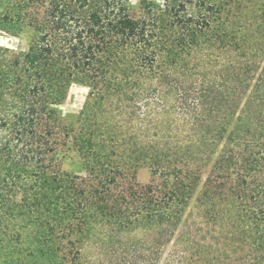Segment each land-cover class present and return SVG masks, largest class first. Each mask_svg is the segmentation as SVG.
Wrapping results in <instances>:
<instances>
[{"label":"trees","instance_id":"trees-1","mask_svg":"<svg viewBox=\"0 0 264 264\" xmlns=\"http://www.w3.org/2000/svg\"><path fill=\"white\" fill-rule=\"evenodd\" d=\"M230 3L143 0L134 9L130 0H0V30L32 31L23 53L0 46V264H89L87 253L103 255L88 248L118 231L162 226L170 234L208 163L203 195L244 201V226L264 256V66L244 88L239 115L221 118L198 100L224 85L180 71L225 29ZM151 81L195 86L194 100L180 94L184 116L204 129L199 146L141 148L117 132L139 116L125 102L145 97ZM74 83L90 92L68 126L58 107ZM142 167L151 171L147 184L131 173ZM118 252L104 256L139 264ZM147 252L146 264H158L153 248Z\"/></svg>","mask_w":264,"mask_h":264},{"label":"rangeland","instance_id":"rangeland-1","mask_svg":"<svg viewBox=\"0 0 264 264\" xmlns=\"http://www.w3.org/2000/svg\"><path fill=\"white\" fill-rule=\"evenodd\" d=\"M142 1L130 0V5L136 9ZM226 16L225 20L229 22L225 29L217 31L216 36L209 38L207 42L210 44L194 52L188 58L185 70H180L184 73L186 68H190L193 72H200L207 82L224 85H216L210 98L206 95L198 100L202 109H207L208 103L212 102L210 106L214 109L213 117L218 118L226 114H232V117L239 115L242 102L247 97L244 88L256 81L264 66V0H231L229 15ZM31 38L32 31L29 28L15 35L0 30V46L15 53L27 51ZM247 69L251 70V75L247 74ZM170 75L179 76L177 72H170ZM201 79L197 77L199 84ZM142 88L145 97L125 102L127 107L132 106L136 112L139 109V116L117 132L121 135L130 134L135 138L131 145L141 148L149 145L160 148L199 146L197 136L204 129L192 125L184 116L180 94L183 90L189 91L190 101L194 100L195 86L191 87L189 84L180 88V84L172 81H151ZM234 91L240 93V98L232 97L223 101L225 93ZM89 92L90 89L82 83L70 86L66 99L58 107L65 125H76L78 116L88 102ZM210 165L208 163L202 169L203 177L196 193L181 223L170 234L162 226H135L129 230L118 231L112 239H104L98 244V249L88 248L104 257L102 260L96 259L87 253L89 264H111L110 259L106 260L110 254L104 255L114 247L120 250V259L128 253L139 264H146L145 260L149 259L150 254L147 249L151 248L159 256L158 264H167L170 258L174 264H264L262 250L258 247L261 243L244 226V201L226 194L203 195ZM64 169L75 168L67 163ZM131 173L141 184L149 183L152 178L148 167ZM116 263L119 261L114 262Z\"/></svg>","mask_w":264,"mask_h":264}]
</instances>
